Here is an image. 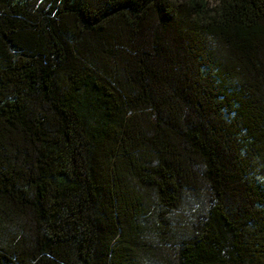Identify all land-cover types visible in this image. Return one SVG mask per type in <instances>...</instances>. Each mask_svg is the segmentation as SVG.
<instances>
[{
  "label": "trees",
  "instance_id": "trees-1",
  "mask_svg": "<svg viewBox=\"0 0 264 264\" xmlns=\"http://www.w3.org/2000/svg\"><path fill=\"white\" fill-rule=\"evenodd\" d=\"M0 264H264V0H0Z\"/></svg>",
  "mask_w": 264,
  "mask_h": 264
}]
</instances>
